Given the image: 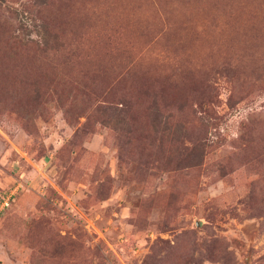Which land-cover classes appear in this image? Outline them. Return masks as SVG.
Here are the masks:
<instances>
[{"label": "rangeland", "instance_id": "374dc122", "mask_svg": "<svg viewBox=\"0 0 264 264\" xmlns=\"http://www.w3.org/2000/svg\"><path fill=\"white\" fill-rule=\"evenodd\" d=\"M32 1L0 0V264H264V0H48L40 63Z\"/></svg>", "mask_w": 264, "mask_h": 264}, {"label": "trees", "instance_id": "16d2710c", "mask_svg": "<svg viewBox=\"0 0 264 264\" xmlns=\"http://www.w3.org/2000/svg\"><path fill=\"white\" fill-rule=\"evenodd\" d=\"M48 0H33L30 5H26L23 12L29 16V24L32 29L33 37L30 39L25 40L20 35L14 36V38L23 45H29L32 52L35 54V60L34 62H42V58H37L39 54L45 55V61L51 56H55L57 54L62 53L65 47V44L61 42L60 38L57 36L56 28L51 26L49 21L47 19H44V13L48 10L45 9L46 6L49 8V5H47ZM85 23V22H84ZM28 24V23H27ZM108 40L109 38L106 39ZM103 44V47H106L105 40L101 43ZM38 55V56H37ZM49 64L54 65L55 67L57 65L61 66V63H57L56 61H48ZM41 84L39 82H34V89L30 91V96L34 98V100L38 101L42 96H44V92L42 91V88H40ZM103 104H99V108L104 107L105 109H108L112 111L111 117L108 119V124H111V127L114 129L120 128L119 126L124 125V129H126L129 133L131 132L128 128V122H127V114L130 112V106L129 104L123 100L119 99L117 101H106V99H103ZM181 125L177 127V130L175 132H170V126L168 122H165L160 130H158L162 135V141L165 142H179V129ZM163 143V144H164ZM196 150H188L186 151L182 156V161H186L191 155L192 152H195ZM204 151V150H203ZM204 156L206 155L204 152H202ZM181 163L179 165H176V169L173 170H180ZM186 167V166H185Z\"/></svg>", "mask_w": 264, "mask_h": 264}, {"label": "built area", "instance_id": "2783aa9c", "mask_svg": "<svg viewBox=\"0 0 264 264\" xmlns=\"http://www.w3.org/2000/svg\"><path fill=\"white\" fill-rule=\"evenodd\" d=\"M10 205V198L6 199V201L3 203V206L9 207Z\"/></svg>", "mask_w": 264, "mask_h": 264}, {"label": "water", "instance_id": "95a60500", "mask_svg": "<svg viewBox=\"0 0 264 264\" xmlns=\"http://www.w3.org/2000/svg\"><path fill=\"white\" fill-rule=\"evenodd\" d=\"M197 226H199V223H197Z\"/></svg>", "mask_w": 264, "mask_h": 264}]
</instances>
